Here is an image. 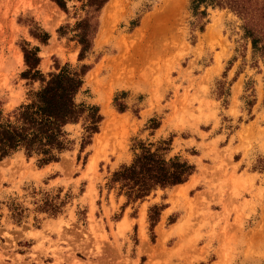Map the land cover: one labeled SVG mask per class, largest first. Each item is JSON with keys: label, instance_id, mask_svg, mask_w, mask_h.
I'll return each instance as SVG.
<instances>
[{"label": "rangeland", "instance_id": "obj_1", "mask_svg": "<svg viewBox=\"0 0 264 264\" xmlns=\"http://www.w3.org/2000/svg\"><path fill=\"white\" fill-rule=\"evenodd\" d=\"M63 1L67 12L53 0H0L5 115L38 88L22 79V47L39 48L44 75L77 65L78 44L56 31L84 11L78 0ZM191 2L110 0L103 7L77 96L98 107L99 132L80 152L82 122L68 126L72 144L56 164L39 168L36 157L22 153L0 161V264H264V196L242 182L247 176L240 168L249 160L253 170L264 168V155L251 156L264 139L255 142L245 127L264 103L263 61L235 14L208 8L206 19H198ZM37 28L50 35L46 45L30 35ZM200 130L208 135L187 148L185 140ZM214 135L221 140L209 141ZM141 143L188 161L195 175L169 197L156 190L143 200L154 195V204L131 203L129 211L109 180ZM166 198L171 208L162 218L160 211L152 237L150 209L166 207ZM123 210L136 224L119 223Z\"/></svg>", "mask_w": 264, "mask_h": 264}, {"label": "trees", "instance_id": "obj_2", "mask_svg": "<svg viewBox=\"0 0 264 264\" xmlns=\"http://www.w3.org/2000/svg\"><path fill=\"white\" fill-rule=\"evenodd\" d=\"M67 12L63 0H53ZM84 16L73 25L66 24L57 29L59 37L69 36L79 46L77 65L65 64L56 71L44 75L39 69V48L22 47L26 70L22 79L38 88L31 90L26 103L19 105L10 114L0 109V161L22 153L27 159L36 157L42 168L56 163L69 150L72 141L67 127L82 122L83 134L80 152L91 144L94 134L99 132L102 116L95 105L77 102L82 92L84 77L91 66L81 64L90 54L98 31V18L110 0H78ZM203 7L205 10L200 11ZM208 8L228 9L242 22L244 37L250 41L252 52L260 57L264 65V0H192L191 9L198 19H206ZM36 30V31H35ZM30 35L46 45L50 35L40 29ZM202 31V27H200ZM117 105V100H115ZM120 112L123 107L118 109ZM158 126L153 127L156 129ZM162 149L152 150V145L141 143L130 164L122 165L111 174L109 184L124 196L125 205L141 202L156 190L165 191L183 184L195 172V166L180 157L167 159ZM164 205L153 206L148 215L149 229L158 222Z\"/></svg>", "mask_w": 264, "mask_h": 264}, {"label": "crops", "instance_id": "obj_3", "mask_svg": "<svg viewBox=\"0 0 264 264\" xmlns=\"http://www.w3.org/2000/svg\"><path fill=\"white\" fill-rule=\"evenodd\" d=\"M215 67H216V65L215 64H211L208 68H210L211 70H214L215 69ZM222 69H223V67H221L220 69H218L219 71H218V73H213L212 75H217V74H219V73H221V71H222ZM257 99H259V93H256V101L258 102V100ZM233 106H235V105H233V95H232V99H230V106H229V108H228V110H227V112H228V114H229V110H230V108L231 107H233ZM259 107H258V109L256 110V112H255V116H254V118L250 121V122H248V124H245V127H250L251 128V137H253L254 138V141L255 142H257L258 141V143L260 142V141H262V139H264V122H263V117H264V103H262L261 105H258ZM236 110L238 111V113L240 114V111H241V109H240V106H237V108H236ZM259 114V118H257L256 116ZM230 115V114H229ZM230 116H232V115H230ZM242 129H240L239 131H241ZM202 134L204 135H208V133L207 132H204L203 130H200L198 133H196V135L195 136H192V137H188L186 140H185V142H187V145L188 146H186L187 148L188 147H193L194 146V144L196 143V142H198V140H200L201 138H202ZM221 138V135H214L212 138H211V140H209V141H212V140H215V139H217L218 140V142H219V140H221L220 139ZM235 138V140H238V137H234ZM205 141V140H204ZM192 142H194V143H192ZM235 142V141H234ZM233 146V145H232ZM196 148V147H195ZM63 155V154H62ZM61 155V156H62ZM200 155V154H199ZM199 155H195V156H191L193 159H192V161H194V162H196L195 161V159H197V158H199L200 156ZM241 155H242V153H241ZM258 156V155H264V145L261 147V146H259V145H256V146H254V149H253V152H252V154H251V156ZM233 156H234V154H233ZM61 158V157H60ZM189 161H190V159H189ZM252 160H249V162L247 163L246 161H243L242 162V164L240 165V168L242 169V170H245L246 171V173H245V175L247 176L246 177V179L243 177V180H242V182H246V181H248V182H250V183H252L251 185L254 187V190H253V192H255L257 189L258 190H262V193H261V196H264V168H263V170H260V171H256V170H253L252 168H251V166H252ZM52 164H56V163H52ZM49 165H51V164H49ZM193 175H195V173L194 174H192L189 178H188V180L186 181V182H184L183 184H179V185H184V184H186L187 182H190L191 181V178H192V176ZM179 185H176V186H174V187H172V188H170V189H167V190H165V191H162V190H160V192L162 193V194H167L168 195V197H169V195L170 194H172V193H174V192H176L177 191V188H178V186ZM195 186H196V184L194 185V186H192V187H190L189 189H187L186 190V194L187 195H189L190 194V192L195 188ZM204 189V188H203ZM166 195V196H167ZM245 194H243V196H244ZM123 200H124V202H125V199H124V197H121ZM148 199H149V196L147 197ZM244 198H245V196H244ZM246 200H250L249 199V197H247V198H245ZM251 201L253 202V203H255V206H258V200H257V198H253V199H251ZM156 202V199H155V196L153 195V197H152V199H150V201H143L142 203H145V204H154ZM164 202H166V207L164 208V210H163V212H162V215L160 216V218H162V216H163V213L164 212H166V211H168V210H170V208H171V205H170V203L168 202V198H166L165 200H164ZM141 205H143V204H141ZM141 205L139 206V208H138V215H139V212H140V209H141ZM127 207H129V211L131 210V206L129 205V206H125V209L127 208ZM146 209H147V206H146ZM125 210H123V214H122V216L120 217V220H119V223L120 222H122L123 221V219L124 218H126V220H128V221H132V223H131V225H133V224H136V221H137V218L136 217H131L127 212H124ZM146 218V210H144V215H143V219H145Z\"/></svg>", "mask_w": 264, "mask_h": 264}, {"label": "bare ground", "instance_id": "obj_4", "mask_svg": "<svg viewBox=\"0 0 264 264\" xmlns=\"http://www.w3.org/2000/svg\"><path fill=\"white\" fill-rule=\"evenodd\" d=\"M212 31V27H211V29H210V32ZM183 223V222H182ZM182 227V226H181Z\"/></svg>", "mask_w": 264, "mask_h": 264}]
</instances>
